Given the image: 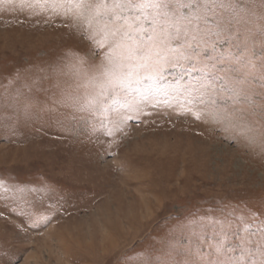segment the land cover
I'll return each mask as SVG.
<instances>
[{"label": "rangeland", "instance_id": "rangeland-1", "mask_svg": "<svg viewBox=\"0 0 264 264\" xmlns=\"http://www.w3.org/2000/svg\"><path fill=\"white\" fill-rule=\"evenodd\" d=\"M259 2L182 9L192 23L172 47L190 58L101 94L103 36L0 0V264H160L220 242L221 258L264 264Z\"/></svg>", "mask_w": 264, "mask_h": 264}, {"label": "snow or ice", "instance_id": "snow-or-ice-1", "mask_svg": "<svg viewBox=\"0 0 264 264\" xmlns=\"http://www.w3.org/2000/svg\"><path fill=\"white\" fill-rule=\"evenodd\" d=\"M30 6L48 8L55 15L73 18L82 30L92 33L88 37L92 41L96 40L97 34L103 36L109 51L99 64L91 65L94 70L91 79L98 84L101 94L104 89L126 94L133 83L139 84L143 79L142 72L151 77L159 71L162 63L170 59L190 58L186 55L187 42L172 47L174 42L179 44L187 33V25L192 23L182 9L210 10L218 5L217 0H188L187 3L184 0H31ZM228 6L236 9L248 7L243 0H229ZM258 7L264 13V0H260ZM104 47V43L97 42L93 54L99 55V50ZM118 52L121 55L117 62L115 54ZM68 55L73 58L72 67L79 69L83 66L84 58L78 53L69 50ZM261 86L264 87V81ZM248 102L256 107L254 101ZM185 110L196 119L201 118L191 109ZM260 111L264 116V105L260 106ZM211 247L213 251L206 255L197 249L185 253L188 258L184 261L169 260L160 264H236L231 257L221 258L225 249L223 242ZM192 256L197 259L193 260ZM141 264L153 262L142 260Z\"/></svg>", "mask_w": 264, "mask_h": 264}]
</instances>
